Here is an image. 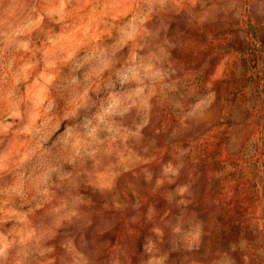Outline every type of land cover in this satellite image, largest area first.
I'll use <instances>...</instances> for the list:
<instances>
[{"label": "clouds", "instance_id": "9594fccd", "mask_svg": "<svg viewBox=\"0 0 264 264\" xmlns=\"http://www.w3.org/2000/svg\"><path fill=\"white\" fill-rule=\"evenodd\" d=\"M248 7L83 0L33 47L0 0V264H264V60L197 67Z\"/></svg>", "mask_w": 264, "mask_h": 264}, {"label": "rangeland", "instance_id": "374dc122", "mask_svg": "<svg viewBox=\"0 0 264 264\" xmlns=\"http://www.w3.org/2000/svg\"><path fill=\"white\" fill-rule=\"evenodd\" d=\"M30 2L38 5L37 11L31 17L32 26L37 29L31 36L33 47H42L46 43L48 36H55L64 29L65 24L72 23L70 17L79 14L77 5L82 3L83 0H30ZM244 2L249 6L247 9L248 19L244 21L247 27L241 26L240 21H236L234 26L215 32L212 42L209 43L208 50L202 54L203 58L200 59L197 67H200L209 56H212L213 52L219 53L220 51L234 49L242 54L241 62L245 72H256L259 69L260 61L264 60V55H258V53H264V18L256 14V10L259 7L256 0H244ZM62 5H67V7L64 8ZM0 13H2V9H0ZM183 26V19L178 18L174 28L183 29ZM248 36H251L252 39L248 40ZM229 37L232 39L229 40ZM0 40H2V37H0ZM205 42H208L206 37ZM219 58V55L213 57L211 61L213 66ZM42 67L43 65L41 64ZM256 78H259L258 73ZM252 79V77H249V80ZM3 86V69L0 68V96H2ZM0 111H2V100H0ZM218 135L223 136V133ZM217 148H219V143ZM4 183H7V181L0 180V184ZM129 195L131 196V193ZM132 199L135 202V198L133 197ZM151 202L161 214L168 206L163 195H158Z\"/></svg>", "mask_w": 264, "mask_h": 264}]
</instances>
